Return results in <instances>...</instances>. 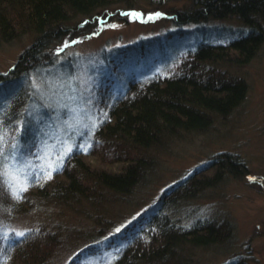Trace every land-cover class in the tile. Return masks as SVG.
<instances>
[{"label":"trees","instance_id":"16d2710c","mask_svg":"<svg viewBox=\"0 0 264 264\" xmlns=\"http://www.w3.org/2000/svg\"><path fill=\"white\" fill-rule=\"evenodd\" d=\"M138 1L0 0V42L15 41L25 33L33 36V43L22 52L18 64L9 69L6 75L0 76V79L8 76L3 82L16 85L20 82V93L7 105V114L20 103L26 92L21 77H26L30 71L47 65L50 58L56 59L60 55L57 52L59 48L53 49L54 53L51 51L54 47L52 40L61 36L66 38L67 27L74 18H87L79 23L75 32L84 30L81 34L88 33L95 23L100 22L103 16L101 12L107 10L112 13L114 9H122L128 16L131 12L134 14L135 9H125L124 6H135ZM185 1L188 4L181 13V22L197 23L208 18L219 21L233 17L245 23L246 31L239 36H231L227 41L200 40L195 49H188L180 56L179 62V56L175 57V53H171L173 48H169L165 41H141L113 54L103 55V60L112 69L111 75L117 72L124 74L129 70L132 72L124 89L116 93V82L106 78L104 81L108 94L99 97L102 89L97 92L96 102L108 109L105 120L94 133L96 142L93 141L90 144L92 148L86 151L79 146L73 147L63 163H58L62 165L58 170L52 172L51 176H42L37 182L33 181L13 205L21 209L29 207L38 196L57 204L59 208L60 205L75 201L97 204L104 195L110 193L115 196L129 195L149 179L151 166L148 165L151 160L154 162L151 150L175 141L183 134L209 130L216 117L232 113L244 102L247 87L231 75L230 68L248 64L263 49L264 0ZM90 24L93 25L89 27ZM77 38L80 36L74 40L77 41ZM147 61L154 64L174 61L180 64L164 73L158 70L153 75L148 74L147 78L133 75L137 65ZM9 75L15 77L9 78ZM22 118V134L18 136L20 130L12 134V146L15 149L10 151L13 147L7 144L6 151L2 153L4 162L11 164L18 155H23L39 163L40 145L27 146L25 139L35 119L30 118L29 109ZM105 145L112 148L110 152L117 158H100L99 150L106 149ZM88 159L92 163L87 162ZM204 169L208 170L207 173ZM247 171L246 163L238 155L223 153L216 156L204 168L196 169L191 178L175 184L166 191L168 193H162L156 208H147L131 223L118 228L113 221L98 219L97 224L75 233L69 232L79 235L80 241L78 248L64 264H83L87 257L110 250H115V259L107 264H190L191 252L188 250L193 252L196 247L209 248L225 244L229 241L227 236L230 229L222 226L218 219L182 225L174 216L186 210L184 206L192 200L205 198L211 188L227 177L243 178L248 174ZM5 223L4 234H0V258L3 264H17L16 260H20L21 264H49L44 257L45 246L42 247L41 243H53L58 250L61 245L66 246L61 228L56 229L57 218L53 224L49 223L52 229L48 230V234L44 226L34 225L24 231V237L11 235L10 239L5 237V230L12 224L7 220Z\"/></svg>","mask_w":264,"mask_h":264},{"label":"rangeland","instance_id":"374dc122","mask_svg":"<svg viewBox=\"0 0 264 264\" xmlns=\"http://www.w3.org/2000/svg\"><path fill=\"white\" fill-rule=\"evenodd\" d=\"M186 4L185 0H139L135 6H124L125 9H135L134 14L131 12L128 16L122 9H114L112 13L107 10L101 12L100 22L83 34L84 30L75 32V29L87 18H74L67 27L66 38L61 36L52 40L54 47L51 51L59 48L57 52L60 55L56 59L50 58L47 65L30 71L26 77H21L26 92H22L24 95L20 103L8 114L7 105L19 95L20 82L17 81V85L3 82L8 76L0 79V152L6 151L7 144H14L12 134L21 131L22 116L29 109L30 118L35 120L25 139L27 146L40 145L37 161H41L36 163L33 158L18 155L11 164L4 162L0 168V172L4 173L0 175L1 235L4 234L3 225H7L5 220L12 224L5 230V237L10 239L11 235L34 225L44 226L48 234V230L52 229L49 223L57 218L56 229L61 228L66 246L61 245L59 250L50 242L46 245L41 243V246H45L44 257L49 264H64L80 241L79 235L69 232L75 233L97 224L98 219L113 221L118 228L129 224L147 208H156L162 193H168L166 191L175 184L191 178L196 169L204 168L220 154L232 153L246 163L248 174L237 179L227 177L211 188L205 198H196L185 205L186 210L178 212L174 218H178L182 225L218 219L222 226L230 229L229 241L227 239L225 244L196 247L193 252L188 250L191 252L190 264H264V47L248 64L230 68L231 75L247 87L244 102L232 113L216 117L209 130L183 134L179 139L151 150L154 162L151 160L148 165L151 166L149 179L129 195L115 196L110 193L97 204L75 201L61 203L63 205L59 208L57 204L38 196L29 207L21 209L13 205L18 198L17 193L22 194L20 189L25 190L33 181L48 176L50 166L63 163L68 156V147L79 146L90 150L92 147H88L89 144L96 142L94 133L105 120L108 109L96 102L97 92L102 89L99 97L107 95L108 87L104 79L111 78L116 82L117 93L126 87L132 72L129 70L121 74L116 70L117 73L111 75L112 69L103 60V55L113 54L141 41H165L169 48H173L171 53L179 56V62L180 56L188 49H195L200 40L227 41L231 36L236 37L246 31L245 23L233 17L219 21L208 18L197 23L181 22ZM94 31L97 33L94 34ZM171 35L175 36L170 38ZM79 36L77 41L74 40ZM32 38V34L25 33L15 41L0 42V76L16 65L22 52L33 43ZM176 64L180 63L154 64L147 61L137 65L133 75L141 78L158 70L164 73ZM13 77L9 75V78ZM21 134L22 131L18 136ZM105 146L106 149L99 150L100 158H117L110 152L112 148ZM12 147L10 151H14ZM87 162L92 163L89 159ZM114 251L91 255L83 264H107L115 259ZM16 263L21 264L20 260Z\"/></svg>","mask_w":264,"mask_h":264},{"label":"snow or ice","instance_id":"6c2138e0","mask_svg":"<svg viewBox=\"0 0 264 264\" xmlns=\"http://www.w3.org/2000/svg\"><path fill=\"white\" fill-rule=\"evenodd\" d=\"M89 147H91L90 144H89ZM84 150L86 151L87 149H84ZM71 151H72V148H71V147H68V148L66 149V152H67V153H71ZM60 159L62 160L63 157L61 156ZM3 165H4V158H3L2 152H0V168H2ZM59 166H62V165L50 166V170L48 171L47 175H48V176H51L52 172L58 170ZM3 174H4V173L0 172V175H3ZM23 190H24V189H20V191H23ZM17 196H18V198H19V193H17ZM15 235H16L17 237H24V236L26 235V233H25V232H17V233H15ZM0 264H3V260H2V258H0Z\"/></svg>","mask_w":264,"mask_h":264}]
</instances>
